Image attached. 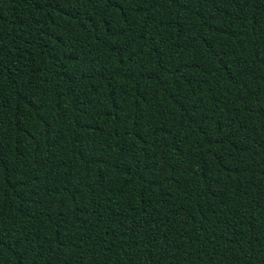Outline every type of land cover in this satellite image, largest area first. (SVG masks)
Listing matches in <instances>:
<instances>
[{
  "label": "trees",
  "instance_id": "obj_1",
  "mask_svg": "<svg viewBox=\"0 0 264 264\" xmlns=\"http://www.w3.org/2000/svg\"><path fill=\"white\" fill-rule=\"evenodd\" d=\"M0 264H264V0H0Z\"/></svg>",
  "mask_w": 264,
  "mask_h": 264
}]
</instances>
